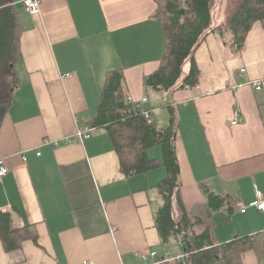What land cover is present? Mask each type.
Segmentation results:
<instances>
[{
  "label": "crops",
  "instance_id": "crops-1",
  "mask_svg": "<svg viewBox=\"0 0 264 264\" xmlns=\"http://www.w3.org/2000/svg\"><path fill=\"white\" fill-rule=\"evenodd\" d=\"M23 1L12 0L23 32L17 84L0 125L7 169L0 211L10 214L13 229L32 226L37 243L26 240L8 252L0 239V264L159 262L156 186L167 178L161 150L147 151V172L125 176L105 129L91 126L105 79L118 69L129 102L155 126H167L163 97L144 85L163 54L157 1L39 0L36 14ZM221 6L227 19L233 10ZM194 61L198 86L167 96L178 117L184 210L200 221L194 231L209 228L214 244L261 235L264 212L249 205L256 192L264 199V26H252L236 55L210 34ZM254 81L260 90L249 84ZM235 116L242 121L231 125ZM83 125L93 130L79 141L74 135ZM223 196L231 205L213 211L211 199ZM240 264H264V252L246 250Z\"/></svg>",
  "mask_w": 264,
  "mask_h": 264
},
{
  "label": "trees",
  "instance_id": "trees-1",
  "mask_svg": "<svg viewBox=\"0 0 264 264\" xmlns=\"http://www.w3.org/2000/svg\"><path fill=\"white\" fill-rule=\"evenodd\" d=\"M156 1L154 18L161 23L163 54L158 69L145 78L144 85L163 97L168 109L167 126H155L140 107L129 102L121 69L108 73L91 126L105 129L125 176L147 172L151 164L147 151L154 147L161 149L167 178L156 186L161 204L154 213V224L162 244L181 240L182 255L180 259L160 261L164 264H240L241 254L246 250L264 252V233L214 244L209 228L198 233L194 231L200 221L190 219L183 207L175 146L178 117L170 108L167 96L174 91L198 86L199 70L194 53L208 35L214 34L221 44L238 54L252 26L257 22L264 26V0H241L225 22L218 26L213 24L214 0ZM12 3V0H0V125L7 115L17 84L15 64L21 59L23 31ZM185 64L188 65L186 73L183 72ZM226 202L231 205L232 200L228 196L211 199L213 211L222 208ZM176 211L180 212L178 220L175 219ZM10 221V214L0 211V239L6 251L17 250L26 240L37 243L32 226L13 229Z\"/></svg>",
  "mask_w": 264,
  "mask_h": 264
},
{
  "label": "built area",
  "instance_id": "built-area-1",
  "mask_svg": "<svg viewBox=\"0 0 264 264\" xmlns=\"http://www.w3.org/2000/svg\"><path fill=\"white\" fill-rule=\"evenodd\" d=\"M24 8L30 13V14H36L39 12V0H24L22 2ZM245 70L241 69L239 71V77H241L244 74ZM69 76V75H66ZM255 90L261 89V83L259 81H254L249 83ZM145 103L146 101L143 100ZM144 116L149 119V113L144 111ZM242 121V119L238 116H235L233 120L231 121V125L239 124ZM92 128L88 125H83L77 129V132L75 133L74 137L77 138L79 141H84L91 136ZM7 174V169L4 166V161L0 160V179ZM250 207H256L259 211L264 212V199L259 194V192H256V201L251 203L249 205ZM247 207H242L240 210L241 213L246 212ZM181 240L179 239V242ZM150 258L155 259V254L152 253L149 255ZM181 257H178L177 259H180ZM159 262L155 261L154 264H158ZM91 264V263H88Z\"/></svg>",
  "mask_w": 264,
  "mask_h": 264
},
{
  "label": "rangeland",
  "instance_id": "rangeland-1",
  "mask_svg": "<svg viewBox=\"0 0 264 264\" xmlns=\"http://www.w3.org/2000/svg\"><path fill=\"white\" fill-rule=\"evenodd\" d=\"M240 1L241 0H215L213 10H212L213 24L215 26L220 25V24H223L226 20L225 16L227 15L228 11L226 13L222 12V14H219V11L222 10L221 4L226 3V5H228V8L230 10L229 12H231L232 10H234L238 6ZM219 22H221V23L218 24ZM187 71H188V65L185 64L183 67V72L186 73ZM159 150H161V149L159 148ZM162 247H163V251L162 252L160 250L158 251L159 255H162V257L157 256L158 260L161 259V260L167 262L168 259H171L175 255L182 253L180 246L174 240H171L167 244L162 245Z\"/></svg>",
  "mask_w": 264,
  "mask_h": 264
}]
</instances>
